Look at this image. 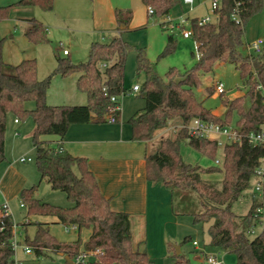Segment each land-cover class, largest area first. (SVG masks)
<instances>
[{
	"label": "trees",
	"instance_id": "1",
	"mask_svg": "<svg viewBox=\"0 0 264 264\" xmlns=\"http://www.w3.org/2000/svg\"><path fill=\"white\" fill-rule=\"evenodd\" d=\"M142 2L153 8L152 13L148 12L150 15L168 16L183 1ZM16 5L37 6L44 11H52L54 0H17L0 6V21ZM263 7L264 0H244L240 4L236 0H219L214 20L200 24L199 17L192 18L191 32L200 57L195 66L183 74L176 68H170L166 74L167 81L155 72L147 58L139 52L137 71L146 74L140 94L148 98V84L151 83L162 96L157 95L160 100L154 108L144 107L128 119L132 127V139L146 141L152 137L154 129L166 125L171 118L172 113H162L160 110L169 108L167 104L174 99L180 100L178 94L171 93V88L180 90L184 87L186 91L193 92V88L201 83L200 73L210 72L216 62H231L237 66L246 87L243 95L224 99L226 111L223 114L214 113L204 106L203 101H195L183 114L184 125L178 130L176 138L164 139L155 153L145 156L148 181L160 183L170 191L172 208L177 214L180 213L175 205L179 203L181 212L191 215L195 222L209 223L210 245L234 253L235 264H264V229L252 234V228L259 223L255 211L262 203L253 197L245 214L240 215L233 210V204L250 187L254 171L264 157V146L252 145L246 138L249 133L264 127V47L259 53L244 54L241 51L245 45L248 22ZM234 13H237V17L233 16ZM115 16L119 25L128 28L133 14L130 10L117 8ZM27 21L29 26L25 35L30 41L36 44L50 42L47 27L42 21L35 17ZM4 41L5 37L0 38V163L6 159L5 136L10 115L18 121L31 117L35 125L32 132V143L36 150L35 165L41 179L53 189L65 192L72 204L63 207L37 198L36 184L20 191L22 204L27 208L28 217H55L58 223L75 226L78 234L77 239L60 241L46 223L27 220L22 224L24 227L35 223L37 228L32 238L26 235L25 244L38 256L52 251L73 260L81 252L93 254L90 259L74 264H154L146 250L133 248L129 213L112 209L111 198L101 191L88 159L72 155L60 145L42 139L45 135L63 138L72 124L108 122L106 117L114 105L111 97L127 93L124 76L129 43L120 36L107 42L95 41L91 44L86 62L75 63L67 57L57 56L54 71L45 78H39L36 59H23L15 65L4 61ZM175 42L174 35L169 34L161 55L172 51ZM75 73H79L77 88L87 95V102L76 105L48 104L47 94L53 75L67 77ZM208 91L212 94L213 87H208ZM30 101L34 103L33 108L27 107ZM234 113L237 114L234 127L244 138L241 143H225L221 166L202 168L184 161L180 150L184 140L211 158H216L218 152L217 140L190 134L188 123L192 117L200 116L205 122L228 126L232 123ZM114 115L119 121L121 110ZM203 172H222L220 186L214 181L203 179ZM2 206L0 204V208ZM0 223L4 225L0 230V264H12V239L17 223L11 213L0 217ZM189 239L186 236L183 242ZM171 257L174 264H190L189 258L183 253L175 251ZM63 264L69 263L65 260Z\"/></svg>",
	"mask_w": 264,
	"mask_h": 264
},
{
	"label": "rangeland",
	"instance_id": "2",
	"mask_svg": "<svg viewBox=\"0 0 264 264\" xmlns=\"http://www.w3.org/2000/svg\"><path fill=\"white\" fill-rule=\"evenodd\" d=\"M15 1L17 0H0V6L8 5ZM210 5L211 0H208L207 4L196 2L191 9L189 5L182 2L173 8L169 14L171 22L166 24H164L163 19H168V16L150 15L140 0H54V9L51 12H46L37 6L16 5L11 7L8 16L0 21V38L5 37L3 59L4 61L9 60L14 64L20 63L24 58L36 59L39 78H45L54 71L57 56L67 57L75 63L86 62L93 42H107L111 38L109 34L100 31L101 25L107 23L111 13H115V9L120 8L130 10L133 14V20L129 23L128 28L121 30L119 33V36L130 45L125 64L124 83L126 87L130 88L135 83L141 87L146 81L145 72L137 71L139 52L143 53L155 72L167 81L166 74L170 68H176L179 73L183 74L197 63L198 52L195 38L193 35L185 38L182 31L184 28L191 30V20L194 17L208 13L214 20L215 16L211 12ZM23 13L28 14V17L39 19L46 25L50 42L36 44L24 35L23 28L26 25L17 20V17L23 16ZM169 34H173L175 37V48L161 55L167 45ZM64 49H67L70 54L65 55L63 53ZM241 51L244 54L252 52L246 46H242ZM57 75L59 74L53 75L50 88H53L54 79ZM200 77L201 83L198 87L193 88V92L186 91L183 87L180 90L171 88V93L178 94L180 98L192 101L191 105L195 101H203L205 107L214 110L218 114H223L226 111V106L223 103L224 99H232L246 92L240 72L237 66L231 62H216L210 72L200 73ZM217 81H221L224 84L226 91L221 95L214 96L209 94L208 87L210 85L213 86L214 91ZM148 90L156 92L153 97L162 96V93L151 83L148 84ZM119 102L122 114L132 113L131 117L134 106L137 103L146 105V98L140 92H128L119 96ZM167 106L169 108H163L160 111L162 113H177L181 111L180 107H173L170 104H167ZM27 107L33 108L34 103L28 102ZM236 120L237 114L234 113L230 125L234 126ZM19 122V124L15 123L13 115H10L5 136V160L12 164L14 172L17 170L16 173L12 174L11 180H13L14 176V183H17L19 177L24 175L28 181L25 182L22 189L36 184L38 185L35 194L37 198L63 207L71 206L72 203L68 200L65 192L53 189L45 180L40 181V175L35 165L36 150L32 143V132L35 126L33 119L27 117ZM174 122H180L178 117L175 118ZM208 136L219 137L221 135L219 133H210ZM220 146L216 158H211L194 149L188 140L181 142L180 150L185 162L208 168L222 164L223 153ZM22 158H31V160L22 161ZM216 159L220 163L216 162ZM204 177L211 178V175H205ZM205 180L214 181L220 186L221 180L214 178ZM254 181L253 178L251 186L254 185ZM252 199V188L250 187L245 189L233 204V210L240 215L245 214L252 204ZM257 199L264 208V199ZM21 204L20 192L7 202L13 219L18 224V239L25 244L26 235L32 238L35 234V227L29 226L28 231L23 229L24 226L22 224L28 216L27 208ZM178 204L175 207L180 214H177L172 208L171 213L174 219H170L168 212H163L159 222L160 229L165 234L178 232V240L175 242V240L170 239L169 245L171 249L169 256L154 258V264H174L171 254L176 251L177 245H180L183 254L189 258L190 264H204V252H219L223 256L221 258L224 259L225 264H235L236 255L234 253L223 252L210 245L209 223L195 222L191 215L181 212V206ZM167 207L169 208L168 203ZM33 218L40 217L33 215ZM50 231L60 241H71L78 237L75 229L62 223L52 224ZM252 234L254 235L255 233ZM83 236H86L85 233ZM186 236H189L190 239L183 242ZM195 240L198 245L193 244ZM17 257L25 259L26 264H63L65 261L63 255L52 251H48L47 255L42 256L36 255L33 251V254L27 256L21 248L17 250Z\"/></svg>",
	"mask_w": 264,
	"mask_h": 264
},
{
	"label": "crops",
	"instance_id": "3",
	"mask_svg": "<svg viewBox=\"0 0 264 264\" xmlns=\"http://www.w3.org/2000/svg\"><path fill=\"white\" fill-rule=\"evenodd\" d=\"M140 1L142 5L148 10V7L142 2V0ZM207 3L208 0H204L200 4ZM207 14L208 13L205 15ZM27 15L28 14L23 13V16L17 17L18 21L23 22L26 25V27L23 28L24 35L29 26L27 20L31 18ZM205 15L197 17L200 18ZM263 15L264 7L260 13L254 15L248 22L245 32L244 46L258 38H262L264 40ZM166 20L167 18H164L163 22ZM260 21L261 23H259ZM101 26L102 27L100 31H103L104 33H107L111 36L109 41L114 37L119 36L121 30L126 29V27L122 28L121 25L118 24L115 13H111L107 23H104ZM69 54L70 52L68 51V53L65 55ZM5 62L14 64L9 60H5ZM78 77L79 73H75L67 77L57 75L54 79L55 82L53 88H49L48 90V104H85L87 102V95L78 90ZM135 84H133L130 88H127L124 84L125 88L127 89V93H139V91L132 90ZM155 94L156 92L154 93L153 91H149L148 98H146L145 102L146 105L137 103L133 108V114L136 112V110L138 111L144 107H148L150 109L154 108L160 100L158 96L153 97ZM212 94L214 96H218V94L215 92V88ZM191 103L192 101L186 100L184 98H180V100L177 98L174 99L170 105L180 107L181 111L172 113L171 118L167 121L166 125L159 126L154 129L152 137L146 141H134L132 139V127L130 123H128V118L132 113L122 114V109H120L121 115L119 121L76 123L69 127L63 138H60L58 135H45L42 137V139L46 141H50L55 145H60L72 155L84 156L88 159V165L95 174L101 191L105 196L111 198L112 209L115 211H125L129 213L133 248L146 250L152 259L157 257H168L170 252L169 241L170 239H173L175 242H177L179 234L178 232L173 234L170 232L169 234L166 233V235L162 229H160L159 222L163 212H168L170 219H174V216H172L171 213L172 197L170 191L162 184L148 181L146 177L145 156L155 153L164 139L176 138L178 130L184 125L183 114L189 109ZM212 111L216 113L214 110ZM177 117L180 122L175 123L174 121ZM14 122L17 124L20 123L19 121H16V118H14ZM220 135L221 136L219 137L212 136L209 138L220 142V149H222L223 153L224 145L228 140L226 136L222 134ZM218 165L221 166V164ZM16 172H14V167L12 164L6 162V160L0 163V204L7 203L12 198H14V196H16L21 191L22 187L25 185V182L28 181L26 176L21 175V177H19L17 180L18 182L14 183V176L13 180H11V176ZM205 175H211V178L217 180H222L223 178L222 172H203L201 174L202 178L211 179L209 177L205 178ZM42 180L43 179H41L40 176V181ZM3 200L5 201L3 202ZM167 203L169 208L167 207ZM38 216L40 218H33V216L26 217L25 221L29 220L31 222L39 221L46 223L50 230L52 224L58 223L55 218H50L49 216L44 215ZM31 225L35 227L36 231L37 227L35 223H30L29 225L23 227V229L28 231V228ZM17 228L18 224L16 225V233L18 232ZM181 253H183L182 250ZM216 253H218L219 256L223 258L219 252ZM24 254L30 256L33 254V251L29 254L24 252ZM207 254L208 253L204 252V264H206ZM17 259L26 264L25 259L19 257H17Z\"/></svg>",
	"mask_w": 264,
	"mask_h": 264
},
{
	"label": "built area",
	"instance_id": "4",
	"mask_svg": "<svg viewBox=\"0 0 264 264\" xmlns=\"http://www.w3.org/2000/svg\"><path fill=\"white\" fill-rule=\"evenodd\" d=\"M184 4H187L190 6L192 9L193 6L195 5L196 2H203L204 0H182ZM244 0H236L237 4H240ZM219 6V0H211V12L214 13L217 7ZM148 12L152 13L153 8L148 7ZM234 17H237V13L233 14ZM213 19L209 14L200 17L199 18V23L204 24L207 22L212 21ZM171 19L168 17L166 21H164V24L170 23ZM173 27V25H172ZM184 27V26H183ZM182 34L185 38H189L192 36V32L189 29L184 28L182 31ZM263 43L264 40L262 38L255 39L249 43L246 44L247 49L259 53L261 52L263 48ZM196 48H197V43H196ZM64 54H67L68 51L66 49L63 50ZM198 52V58L200 57V52L197 48ZM259 87H262L261 85ZM104 90H106V87H103ZM133 91H139L140 86L138 84H135L132 88ZM225 86L221 81H217L215 84V92L217 94H223L225 92ZM111 100L114 102V105L110 107V112L107 115V121L108 122H116V116L114 115L115 112L119 111L121 109L120 103H119V96H112ZM16 121H18L16 119ZM188 128L190 131V134L192 135H198V136H206L209 138L208 134L210 133H219L227 137L228 141H237L241 143L243 141V135L239 133V131L231 125L228 126H221L219 124L215 123H210V122H205L201 119L200 116H194L188 123ZM248 142L252 145L259 146L263 145L264 146V127L257 131V132H251L246 136ZM218 145L220 144L219 141ZM22 161H30L31 158H22ZM216 162L219 163V160L216 159ZM254 185L250 187L252 188V197L254 198H260L261 200L264 199V157L260 159V164L256 167L254 171ZM249 187V188H250ZM3 206L0 208V217H3L4 215L10 213L9 208L7 203H1ZM23 206V204H21ZM263 206H258L255 211V215L259 217V223L252 228V233H257L260 232L261 230L264 229V210ZM71 228H75V226H69ZM4 228V225L0 223V230ZM194 245H198V242L195 240L193 241ZM12 247L14 249V262L12 264H24L22 261L17 259V250L21 248L25 253L29 254L32 253V248L27 245L21 243V241L17 237L16 233V225L14 226V237L12 239ZM92 253H87V252H81L78 255L75 256L73 259L74 262H83L92 257ZM206 264H225L224 260L219 256L218 253H208L206 255Z\"/></svg>",
	"mask_w": 264,
	"mask_h": 264
},
{
	"label": "water",
	"instance_id": "5",
	"mask_svg": "<svg viewBox=\"0 0 264 264\" xmlns=\"http://www.w3.org/2000/svg\"><path fill=\"white\" fill-rule=\"evenodd\" d=\"M121 27L124 28L125 26L121 25ZM176 252L181 253L179 245L176 246ZM64 257H65V260H67L69 264H74V261L72 259H70L68 256H64Z\"/></svg>",
	"mask_w": 264,
	"mask_h": 264
}]
</instances>
